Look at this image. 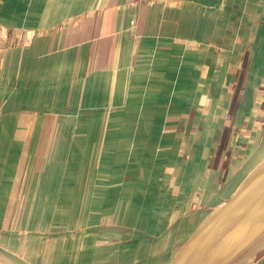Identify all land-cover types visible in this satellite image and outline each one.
Segmentation results:
<instances>
[{"label": "crops", "instance_id": "1", "mask_svg": "<svg viewBox=\"0 0 264 264\" xmlns=\"http://www.w3.org/2000/svg\"><path fill=\"white\" fill-rule=\"evenodd\" d=\"M0 34V249L25 264H172L264 160V0H0ZM231 123L248 153H217Z\"/></svg>", "mask_w": 264, "mask_h": 264}, {"label": "water", "instance_id": "2", "mask_svg": "<svg viewBox=\"0 0 264 264\" xmlns=\"http://www.w3.org/2000/svg\"><path fill=\"white\" fill-rule=\"evenodd\" d=\"M264 249V160L216 209L172 264H242ZM0 264H25L0 249Z\"/></svg>", "mask_w": 264, "mask_h": 264}, {"label": "rangeland", "instance_id": "3", "mask_svg": "<svg viewBox=\"0 0 264 264\" xmlns=\"http://www.w3.org/2000/svg\"><path fill=\"white\" fill-rule=\"evenodd\" d=\"M1 36H3V35L0 34V41L3 39ZM7 47H8V45L2 44V45H0V50H3L5 48H7ZM237 96L238 95H236V97ZM255 97L257 99L256 103L257 102L258 103L259 102L262 103V110H264V102H263L264 101V89H263V87H260L258 89L257 94H255ZM250 117L258 118L260 116L255 112V113L251 114ZM262 119H263V121H261V126L262 125L263 126H262L261 129L264 132V117H262ZM231 120H232L231 113H227L226 114V121L229 122ZM227 127H228V130H226L225 133H224L223 141H222L221 146H220V148H219L217 153H240L239 149H243L244 147H246L247 149L246 150L243 149V150L245 152H247L249 150L248 147H247V146H249V140H247L246 135L248 134L250 128L248 127V129L245 130L247 132L242 133V132L239 131V129L237 127L233 126L232 123L231 124H227ZM53 246L54 245L51 244V247H53ZM183 246L181 248H183ZM49 247H50V245H49ZM47 255L51 256L52 254L48 253Z\"/></svg>", "mask_w": 264, "mask_h": 264}]
</instances>
